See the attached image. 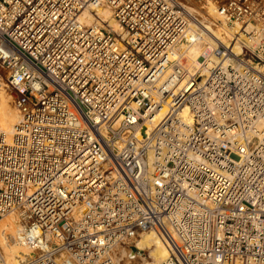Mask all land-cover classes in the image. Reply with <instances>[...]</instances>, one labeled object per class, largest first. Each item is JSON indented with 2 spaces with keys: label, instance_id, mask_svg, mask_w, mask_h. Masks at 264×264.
<instances>
[{
  "label": "built area",
  "instance_id": "built-area-1",
  "mask_svg": "<svg viewBox=\"0 0 264 264\" xmlns=\"http://www.w3.org/2000/svg\"><path fill=\"white\" fill-rule=\"evenodd\" d=\"M104 7L121 36L81 23ZM216 11L255 47L234 54L180 0H0L17 264H118L116 242L151 229L163 264H264V5Z\"/></svg>",
  "mask_w": 264,
  "mask_h": 264
},
{
  "label": "bare ground",
  "instance_id": "bare-ground-1",
  "mask_svg": "<svg viewBox=\"0 0 264 264\" xmlns=\"http://www.w3.org/2000/svg\"><path fill=\"white\" fill-rule=\"evenodd\" d=\"M200 2L201 3H199L198 5L188 4L186 5V7L190 12L200 15L202 18V23L212 32V34L217 39H219L222 43L229 47L234 54H238L241 52V45H245L247 47H255L257 41H249L245 39L243 34L241 33V29H245L246 31H249L251 29V26L248 24V22H246L243 26L241 24H234L232 27H229L225 22H220L221 17L217 15L216 11V4H218L217 1L214 2L211 0H200ZM200 9L204 11V13H201ZM79 19L85 26H102L114 32L117 36L122 35L121 27L113 18L110 9L106 7L96 10L95 13L86 11L80 16ZM209 44H214V42L210 41ZM204 49L205 48H202L200 46H193L188 49V56L193 60ZM2 68L3 66L0 65V69ZM9 90H11V88L0 77V132L6 135L7 141L10 140L15 125L20 118L19 113L17 112L11 100L12 98L10 96ZM164 116L165 112H162L158 117V122H160L164 118ZM21 229L22 222L19 213L16 211H11L0 219V253L2 254L6 264H17V258L22 253H25L27 251L25 247L17 242V235ZM151 234L161 235L155 229H151L140 233L132 240L116 242L111 252L112 257L117 261L118 264H128L129 261L127 262L125 257L126 254L131 252L129 249L130 246L133 245L137 249L136 244L139 243V245L146 251L145 255L148 258L146 259L141 257V262L136 260L137 264H147L148 262L153 264H156L158 262L159 264L165 263L172 256V251L168 243H164L167 251H164L165 255H163V257L158 260V258L155 257L157 255V241L155 242L154 240H152V237L149 236ZM9 236L13 237L12 245L8 244ZM127 251L129 252L127 253ZM136 256H134V259L136 258ZM154 258L156 260H154Z\"/></svg>",
  "mask_w": 264,
  "mask_h": 264
},
{
  "label": "rangeland",
  "instance_id": "rangeland-1",
  "mask_svg": "<svg viewBox=\"0 0 264 264\" xmlns=\"http://www.w3.org/2000/svg\"><path fill=\"white\" fill-rule=\"evenodd\" d=\"M183 4H185V5H198L199 3H201L200 2V0H180ZM202 1V0H201ZM203 1H206V0H203ZM211 1H217V3L218 4H216V7H217V5H219V4H221V3H223L224 1H226V0H211ZM262 1V4L264 5V0H261ZM201 10V9H200ZM201 13H204V11H200ZM0 77L3 79V81H5V83L7 84V71H6V69L3 67L2 69H0ZM4 77V78H3ZM9 92H10V96H11V100H12V102H13V100H14V97H15V95H14V92L12 91V90H9ZM12 94V95H11ZM14 96V97H13ZM149 236H151L152 237V240H154L155 242H156V258H158V260H160L162 257H163V255H165V253H164V251H167V248L164 246L165 244L164 243H166V241H165V239L162 237V235H159V234H151V235H149ZM160 236V237H159ZM10 237V236H9ZM8 237V244L9 245H12V243H13V237H10L9 238ZM154 238V239H153ZM137 245V249L135 248V246H130V253H128L129 251H127V253L128 254H126V261L128 262V264H137V261H139V262H141V260H142V258H148V257H146V251L144 250V248H142L140 245H139V243H137L136 244ZM142 254H144V255H142ZM137 255V256H136ZM138 255H139V257H138ZM128 256V257H127ZM134 256H136V258L134 259ZM142 257V258H141ZM141 259V260H140ZM137 260V261H136ZM154 260H156L155 258H154ZM138 262V263H139ZM139 264H141V263H139ZM147 264H153V263H150V262H148ZM155 264V263H154ZM156 264H159V262L158 263H156Z\"/></svg>",
  "mask_w": 264,
  "mask_h": 264
}]
</instances>
